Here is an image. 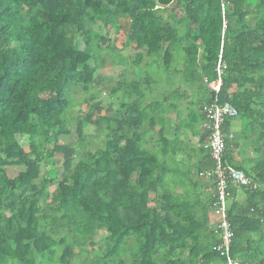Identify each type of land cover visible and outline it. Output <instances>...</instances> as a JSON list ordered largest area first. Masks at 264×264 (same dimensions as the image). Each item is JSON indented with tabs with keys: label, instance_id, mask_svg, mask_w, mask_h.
<instances>
[{
	"label": "trees",
	"instance_id": "1",
	"mask_svg": "<svg viewBox=\"0 0 264 264\" xmlns=\"http://www.w3.org/2000/svg\"><path fill=\"white\" fill-rule=\"evenodd\" d=\"M182 2L199 10L178 15ZM113 31L135 63L153 58L163 71L155 75L204 89L203 101H191L196 110L180 117L177 89L141 113L97 99L122 89L141 101L155 82L146 73L116 86L99 72L102 54L120 49ZM220 52L218 98L245 119L241 139L252 151L235 162L231 141L224 159L259 184L229 185L230 254L264 264V0H0V264H42L48 255L55 264L82 255L78 264H222L212 249V184L200 176L214 166L201 106L212 99ZM90 89L74 133L83 143L93 125L104 141L74 162L77 146L59 136L71 133L72 94ZM172 111L174 125L165 119ZM10 166L23 169L10 177ZM48 184H56L49 197Z\"/></svg>",
	"mask_w": 264,
	"mask_h": 264
},
{
	"label": "rangeland",
	"instance_id": "2",
	"mask_svg": "<svg viewBox=\"0 0 264 264\" xmlns=\"http://www.w3.org/2000/svg\"><path fill=\"white\" fill-rule=\"evenodd\" d=\"M175 6V1L172 2L170 5L167 6V10L170 11L174 8ZM190 9L194 12H197L199 8H192L188 4L182 2V6L175 9L176 14H181L182 9ZM108 36L113 40L115 39V46H117L118 53L117 52H104L102 54V57H104V65L99 69V72L103 75H105L107 78L111 80V84H115L118 86V83L121 84V82L125 80H129L131 78H138L140 76H145L146 73L150 74V80L152 81L155 80L154 83H152V91L146 90L145 91V97L141 101H136V102H131L132 97H129L125 95L120 89L116 93H102L97 95V99L104 100L105 104L106 103H111V106L115 110L120 109L121 103H125L126 106L125 108L127 110H132L135 113H141L142 112V106L144 103L156 99L157 97L159 98L160 94L163 92L171 91L172 89H177L181 94L182 97H180L178 104H179V112H180V117L184 118L186 117V114L189 109H193L194 111L196 110V103H192L191 101L195 102L194 100L197 101H203L204 97L206 96V91L204 89H197V84H194L193 82L189 83L181 78V76H175L172 82H168L164 77L162 76H157L155 75L156 72H162V70L157 69L155 60L153 58H146L143 57L142 61L139 63H135V51L129 48V45L126 47H123L125 45V35L121 32L118 34L115 33L114 31L110 33ZM127 45V44H126ZM99 62V61H98ZM149 63V65L147 64ZM175 67L180 69L182 67L181 60L178 59ZM96 93L94 89H90L89 92H84V91H75L72 94L73 98V105L72 107L68 108L67 112V119L69 120V125L68 129L71 132L68 135H61L59 136V141L60 142H73L77 148H78V155L75 158L74 162L78 160V158L81 156V154L85 150H95L99 147L102 146V143L104 141V131L94 127L93 125H87L84 128V135H83V143H79V140L74 133L75 129V118L76 116L81 113L85 112L86 108L88 109L87 104L85 103V100H87L90 96L91 93ZM203 104V103H202ZM169 115V116H168ZM98 116H95L97 118ZM166 121H171V124L174 125L177 122V113L176 111L170 112V114H167L165 117ZM170 119V120H168ZM234 119V118H232ZM231 125L233 128L238 129V134L237 137L240 141L241 139V130H247V127H245V119L237 116L235 117L234 120H231ZM105 124L104 120H101V125L103 126ZM159 124L156 123L154 127L151 130L152 137L156 138V130L158 129ZM172 129V127H171ZM248 130H251L250 127H248ZM191 138V137H190ZM191 141H196V137H192ZM151 144V142L149 143ZM146 147H150L148 144ZM26 148V147H25ZM244 154H252V151L250 149V139H247V145L242 142L240 146L236 149H234L233 156L235 159L238 161L240 158L244 157ZM23 167L21 166H10L7 168L8 175L10 177L15 176L20 170H22ZM202 179V178H201ZM67 182L68 185L71 183ZM56 184H48L47 189H46V196L49 197L51 191L54 189ZM241 198V196L239 197ZM215 218L213 217V221ZM103 231H98V236L102 233ZM99 240V239H97ZM97 248V247H96ZM84 255H82L79 259L74 260L71 262V264H78V262L81 261ZM55 257L53 255H48L44 258V261L42 264H55Z\"/></svg>",
	"mask_w": 264,
	"mask_h": 264
},
{
	"label": "built area",
	"instance_id": "3",
	"mask_svg": "<svg viewBox=\"0 0 264 264\" xmlns=\"http://www.w3.org/2000/svg\"><path fill=\"white\" fill-rule=\"evenodd\" d=\"M225 68L226 64L222 60L220 52L215 66L216 79L211 82L214 91L212 99L201 106L203 116L201 125L207 132V142L204 147L209 150L214 166L210 170L202 171L200 176L208 179L212 184L210 208L212 221L213 217L215 218L213 230L217 234V242L212 249L221 257L222 264H240L230 254L233 231L228 218L229 185L233 184L253 190L259 184L250 174L229 165L224 159L226 150L231 148V140L234 135L232 132L226 133L223 130V125L227 120L238 116V110L233 104L218 98Z\"/></svg>",
	"mask_w": 264,
	"mask_h": 264
},
{
	"label": "crops",
	"instance_id": "4",
	"mask_svg": "<svg viewBox=\"0 0 264 264\" xmlns=\"http://www.w3.org/2000/svg\"><path fill=\"white\" fill-rule=\"evenodd\" d=\"M234 119H235V118H234ZM234 119H231V120H234ZM225 130H226V133H229V132H232V133H233L234 137H233V139H232L231 141H234V143H238L239 146H240V144H242V141H240V140L238 139V137H237V134L239 133V132H238V129H235V128L232 127V125H231V121H230V120L228 121ZM156 131H157V130H156ZM170 131H172V130H170ZM245 155H247V154H244V157H245ZM244 157H243V158H244ZM234 158H235V157H234ZM243 158H240L238 161L235 159V162H241V160H242Z\"/></svg>",
	"mask_w": 264,
	"mask_h": 264
}]
</instances>
